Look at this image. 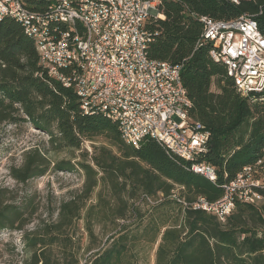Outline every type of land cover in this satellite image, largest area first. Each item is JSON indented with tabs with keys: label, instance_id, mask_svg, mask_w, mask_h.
Masks as SVG:
<instances>
[{
	"label": "trees",
	"instance_id": "1",
	"mask_svg": "<svg viewBox=\"0 0 264 264\" xmlns=\"http://www.w3.org/2000/svg\"><path fill=\"white\" fill-rule=\"evenodd\" d=\"M163 12L165 19L148 25L156 37L148 47L149 56L184 63L182 80L193 103L191 117L211 132L204 159L217 169L215 183L187 169L185 160L169 155L157 141L144 140L137 148L104 114H84L74 89L42 69L40 45L24 26L12 17L0 18V124L30 121L48 134L56 149L81 150L87 140L93 148L91 153L83 150L77 164L55 162L56 170L73 171L78 165L85 175L83 189L32 230L26 229L37 210L31 195L10 204L0 201V230L24 231L29 251L24 264H82L75 239L81 219L92 243L88 250H95L85 264H133L136 244L155 243L160 236L156 264H264V189L256 203L237 202L226 223L171 198L179 186L178 195L188 203L199 196L216 201L223 196L222 185L263 154L264 97L252 102L238 93L226 66L211 57L213 43L196 49L203 27L191 12L216 20L250 14L264 34V0L168 1ZM51 164L41 149L34 148L20 166L11 167V175L26 184L46 174ZM97 188V201L92 202ZM5 191L0 189V194ZM141 199L159 202L160 213L139 230L133 228L135 221H127L133 219L135 202ZM172 203L183 207L184 224L170 220ZM121 220L126 223L120 224ZM95 225H109L113 232L103 246L95 243Z\"/></svg>",
	"mask_w": 264,
	"mask_h": 264
},
{
	"label": "built area",
	"instance_id": "2",
	"mask_svg": "<svg viewBox=\"0 0 264 264\" xmlns=\"http://www.w3.org/2000/svg\"><path fill=\"white\" fill-rule=\"evenodd\" d=\"M181 0H176V2ZM239 4L241 0H228ZM108 0H51V11L27 0H0V13H12L26 22V29L41 36L46 45V55L39 57L42 69L66 87H72L84 101V114L106 102H115L125 109V116H118L121 123H128V132L160 143L169 155L185 160L187 169L197 174L211 175L218 182V172L212 166H191L193 157H205L209 152L211 132L191 117L193 103L182 80L184 63L156 60L149 56L148 47L156 37L148 25L165 19L159 0H116L118 23L109 24ZM53 12H80L88 17L94 28V43L80 45L82 64L92 62V73L83 77L71 76L72 64L68 51L74 36L65 31V23L49 26L47 15ZM262 12V11H261ZM191 15L196 13L191 12ZM32 16H40L39 24H32ZM202 25L196 49L213 43L211 57L220 62L225 54L238 55V63H227L232 69H242L243 83H235L238 93L252 102L260 100L264 89V34L258 21L250 14L231 20H216L197 16ZM115 29H123L124 41L115 40ZM75 78H82V86H75ZM264 101V100H261ZM108 111V109H107ZM109 112V111H108ZM256 168H263V175H256ZM223 196L210 201L201 196L195 210L217 211V218L226 223L236 209L237 202L251 203V195H262L264 189V154L262 160L241 170L222 185ZM178 186L171 198L181 205L188 201L178 195Z\"/></svg>",
	"mask_w": 264,
	"mask_h": 264
},
{
	"label": "rangeland",
	"instance_id": "3",
	"mask_svg": "<svg viewBox=\"0 0 264 264\" xmlns=\"http://www.w3.org/2000/svg\"><path fill=\"white\" fill-rule=\"evenodd\" d=\"M24 115L23 113H21ZM25 116V115H24ZM39 148L52 160L48 172L40 177L34 178L26 184L18 183L11 175L12 166H20L27 151ZM93 151L92 142L84 141L82 149L60 148L56 149L50 142L46 132L36 128L30 121L19 120L16 123L4 122L0 124V189L6 190L0 197L5 204L20 202L26 195L33 197L36 213L33 221L26 226L32 230L40 219L50 218L51 212L60 206L61 202L80 193L85 182V175L77 165L76 170H56L55 162L60 160H71L77 164L81 160L83 150ZM100 188V187H99ZM99 188L93 194L92 202L98 198ZM159 202L136 200L134 205L135 221L133 228L142 230L144 224L160 213ZM261 202L260 204H262ZM258 204V205H260ZM170 220L178 221V224L185 223L183 207L176 203L170 206ZM183 209V210H182ZM126 221L121 220L120 224ZM173 224V222H171ZM110 226L95 225L97 247L104 245L113 232H109ZM24 231L2 229L0 230V264H24L29 251L24 247ZM75 239L77 246L81 247L80 259L85 264L89 256L95 250H88L91 246V239L85 229V221H79V228L76 230ZM161 242V236L155 243H137L132 258L133 264H156L157 250ZM97 250V249H96Z\"/></svg>",
	"mask_w": 264,
	"mask_h": 264
},
{
	"label": "bare ground",
	"instance_id": "4",
	"mask_svg": "<svg viewBox=\"0 0 264 264\" xmlns=\"http://www.w3.org/2000/svg\"><path fill=\"white\" fill-rule=\"evenodd\" d=\"M168 1L176 2V0H159L161 5ZM28 3L35 4V2H44L45 8H41L42 11H51V0H27ZM179 2V1H178ZM0 10H2V3H0ZM107 15L109 19V24H117L118 23V15H117V3L116 0H108L107 2ZM13 17L12 13H0V18L2 17ZM197 20V16L192 15ZM19 21L25 29V32L32 38H34L40 48L42 50V57L46 55V45L41 44V36L37 35V33L32 32L26 29V22L22 19H16ZM40 16H32V24H39ZM47 23L49 26H58L59 24L65 23V31L67 33H74L76 31V24H79L80 31L79 34L74 36V43H71V48L68 51V59H70L72 64L71 76L75 77H83L84 73H92V62H84L82 64V53H80V45L93 44L94 43V28L92 26V22L85 16L84 13L73 12L72 14L69 12H53L51 15H47ZM76 23V24H75ZM115 40L116 41H124V31L123 29H115ZM220 63L227 65V63H238V55L234 54H225V58H220ZM42 66V63H40ZM227 74L231 77L236 83H243V73L242 69H232V66H226ZM181 68V75H182ZM55 79V78H53ZM56 80V79H55ZM75 86H82V78H75ZM260 96L264 97V89H261ZM82 109L84 108V101H80ZM108 109V111H107ZM92 113H102L106 117H108L112 122L116 123L119 127L122 137L133 146L139 148L146 138H142L140 134H134L128 132V123H121V119H118V116H125V109L123 107L118 106L115 102H106V108L104 106H97L92 110H88V114ZM118 114V116L116 115ZM264 154V149H263ZM262 160V156L256 161ZM255 162V163H256ZM254 163V164H255ZM252 165L245 166L244 168L251 167ZM212 166L210 162L206 161L204 157H193L191 159V166ZM243 168V169H244ZM210 180L213 181L211 175L200 174ZM256 175H263V168H256ZM236 177H241V171L237 174ZM261 195H251V203H256L259 199H261ZM201 204V196L197 197V199L193 203H188V205H184L185 207H198ZM208 213L217 216V211L207 210Z\"/></svg>",
	"mask_w": 264,
	"mask_h": 264
}]
</instances>
